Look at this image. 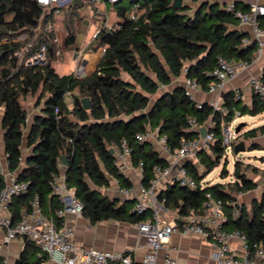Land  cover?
I'll use <instances>...</instances> for the list:
<instances>
[{
  "label": "trees",
  "instance_id": "16d2710c",
  "mask_svg": "<svg viewBox=\"0 0 264 264\" xmlns=\"http://www.w3.org/2000/svg\"><path fill=\"white\" fill-rule=\"evenodd\" d=\"M173 1L141 0L135 11L131 3L114 6L118 28L102 29L94 41L95 49H105L96 70L83 79H75L71 74L59 76L52 67L58 50L52 41L54 33L44 35V38L41 34L37 39V44H47L45 65L19 67L13 72L17 61L11 56L24 45L15 39L20 35L33 39L41 9L32 0H0L2 148L8 172L17 181L27 184V192L16 197L11 204L14 217L37 195L44 214L59 222L56 211L60 206L52 195L51 180L62 171L66 185L73 189L75 198L82 205V216L90 224L108 220L137 224L146 219L147 215L131 211V202L101 192L109 187V177L116 179L121 188L132 187L127 174L113 166L110 150L125 141L131 150V166L142 164L141 185L149 187L154 168L163 167L167 162L150 142H136L135 135L147 127L157 129L166 137L169 149L174 151L181 140L197 138L196 131L187 128L188 118H195L200 125H205L212 116L206 103L202 109H197L182 86L158 93L160 88L168 87L173 79L184 76L206 90L212 82L209 73L219 58L250 61L255 49L253 44L242 46L248 35L236 29L238 21L225 10V5L208 0H182V7L174 9ZM236 6L247 10L243 3L236 2ZM77 9L76 5L65 14L66 47L75 39ZM72 22L73 28L70 27ZM261 79L264 82V67ZM36 93L39 111L29 127L28 153L22 160V132L26 127L27 113L20 98ZM66 93L71 96L70 108L64 103ZM156 94L150 104V96ZM82 98L89 99V110L82 108ZM222 105L227 110L226 121H231L236 111L241 116L247 110L240 105V99H236L233 91L223 96ZM248 111L250 115L262 113L264 103L254 95ZM212 118L216 122L214 142L208 151L197 154L198 164H185L196 187L190 189L172 183L158 195V199L178 220L201 210L204 195L209 192L223 202L227 215L223 227L244 235L250 250L258 245L264 247V197L253 203L248 211L237 205L233 195L244 194L256 187L252 179L240 172L239 161L234 165L232 182L200 185L201 180L219 165L225 151L219 129L221 117L215 113ZM260 135H264V125L244 132L241 128L233 147L248 139L251 141L249 151L261 150L262 147L254 141ZM62 157L65 165L60 169L58 160L62 162ZM262 174L264 178V171ZM227 175L223 166L221 178ZM4 186V179L0 177V190ZM233 211L236 215H232ZM31 257L35 258L34 261ZM43 258L36 247L24 240V248L15 264H39Z\"/></svg>",
  "mask_w": 264,
  "mask_h": 264
},
{
  "label": "built area",
  "instance_id": "2783aa9c",
  "mask_svg": "<svg viewBox=\"0 0 264 264\" xmlns=\"http://www.w3.org/2000/svg\"><path fill=\"white\" fill-rule=\"evenodd\" d=\"M32 1L41 9V14L38 25L33 31V39L28 40L27 35H20L15 39L23 42L24 45L15 50L11 56L17 61L13 72L19 67L43 66L47 63V44L44 42L37 44V39L41 38V34H43L42 38H44V35L55 33L52 17L54 10L58 11V9L64 8L69 11L77 5L78 13L80 10L89 11V23L95 25L90 42L73 54L76 66L71 75L75 79L85 78L88 72L85 65L84 50L96 40L102 29L111 31L118 28L117 23L113 26L108 25L107 6L114 7L122 0ZM224 1H226L224 4L225 10L233 14L239 26L245 25L251 29V36L242 41V46L253 44L255 49L250 61H228L219 58L217 64L209 73L212 82L206 89L208 93L221 91L226 81L246 70L249 64L261 55L264 46V23L262 24L264 3L261 0H242L247 6V10L243 11L236 6V0ZM138 2L139 0H129V3L133 6V11L137 9ZM131 17L133 18V16ZM52 41L57 44V36H54ZM97 51L101 56L105 53L103 47L97 48ZM56 56H60L59 50H57ZM247 87L259 101L264 103V82L261 77L251 78ZM183 88L188 98L193 101L191 92L198 89L199 86L194 81L186 79ZM233 92L236 99H239L240 91L236 89ZM64 103L67 107H71L72 101L69 93L65 94ZM194 103L197 109L203 108L204 103ZM207 105L212 110V116L205 125H200L195 118L187 119L188 130L196 131L197 138L181 140L179 147L174 151L169 149L166 137L160 135L157 129L147 127L144 131L135 135L134 139L136 142H150L155 145V150L167 162L163 167L154 168V178L149 187L141 185L142 164L139 163L137 167L131 166V150L125 141L122 140L119 147H116L112 152L113 166L119 172L127 174L128 170L135 168L139 174L140 185L136 195H134V188H121L116 179L112 177L111 179L115 190L121 195L125 197L135 196L131 211L138 215H147L144 221L136 224L138 232L145 238L146 245L150 250V253L145 256L141 264H156L157 252L164 249L173 234L196 235L207 239L212 249L211 258L214 264H264V247L258 245L253 250H250L244 235L236 230H226L223 227L227 222L223 202L209 192L205 193L202 208L198 212H191L178 220L176 217L171 220L162 218V213H166L167 210L158 199V194L155 190L157 183L162 179L169 178L170 184L176 183L181 187L190 189L196 187V182L188 174L185 164L188 162L195 165L198 164L197 154L203 150L208 151L209 146L214 142L213 129L216 122L212 117L215 113L221 117L219 129L222 146L224 149L230 147L231 151H233L234 137L237 133H234L232 127L234 119L239 117L240 113L236 111L233 119L226 121L227 110L222 105V99H216L207 103ZM202 127L207 131L205 137H201L199 134V129ZM58 166L60 169L62 168L61 160H58ZM174 170L175 175L172 176V171ZM0 177L5 182L4 188L0 190V230L4 231L0 250L4 244L10 243L17 238H22L29 241L44 256L39 264H133L130 252L98 251L76 246L73 240V228L66 223L65 216L81 217L82 205L75 198L73 189L66 185L62 171L51 180L52 195L56 197L60 206L56 211V216L60 219L59 222L44 214L37 195L30 199L28 207L23 208L19 215L14 217L11 211V204L16 197L22 196L27 192V184L17 181L15 176L8 172L5 155L4 163H0ZM205 184L207 182H205L204 178L201 180L200 185L203 187ZM232 215H236L235 211H233ZM233 241L239 242V252L232 248L231 243ZM162 264H176V260L166 253Z\"/></svg>",
  "mask_w": 264,
  "mask_h": 264
},
{
  "label": "crops",
  "instance_id": "0c3cea01",
  "mask_svg": "<svg viewBox=\"0 0 264 264\" xmlns=\"http://www.w3.org/2000/svg\"><path fill=\"white\" fill-rule=\"evenodd\" d=\"M210 2L216 1L223 6L226 1L224 0H208ZM264 3V0H261ZM236 2L243 3L242 0H236ZM244 4V3H243ZM112 13L115 11L111 10ZM116 21L115 23H117ZM92 24L90 23V26ZM236 29L246 33L249 38L251 36V29L248 26H239L237 25ZM92 30V29H91ZM92 33L94 31H91ZM91 33V35H92ZM91 40V38H90ZM79 42L77 40V36L75 35L74 42L71 46L66 47L64 44L65 41V34L63 37V46L65 49L59 50L60 56H56V60L52 63V67L56 74L59 76H63V68L57 71L55 70V66L61 65L65 66L67 63L72 64L70 71L67 75L72 74L76 66V61L73 59V54L78 49H81L90 42ZM264 41V38H263ZM93 43V42H92ZM91 45L87 46L84 50L85 53V65L88 72V75L92 74L100 61L101 55L95 49L94 51H87ZM59 44V43H58ZM254 53V52H253ZM63 54V55H62ZM264 67V46L262 49L261 55L253 62H251L246 70L239 73L234 78L226 81L223 88L219 92L215 93H208L206 90H202L200 87L196 90L191 92L193 101L194 102H201V103H209L215 101L216 99H222L223 96L228 91H235L236 89L239 90V99L240 105L245 106L247 110L245 113L249 114V109L252 107V101L254 99V95L250 92L247 87L249 80L253 77H261L262 69ZM186 78L181 76L177 79H173L172 83L165 90H170L174 86H182ZM161 89V88H160ZM39 108L36 107V100H34L32 108L30 110V114H27L26 118V127L23 129L25 131V137L23 141V132H22V160H24L25 156L28 153V149L26 148V138L28 136L29 127L32 124L34 116L38 113ZM252 118H259L264 120V112L259 113L257 115H251ZM240 117V116H239ZM1 119V115H0ZM242 125V132L247 131L249 129L258 127L254 124L248 126L246 123L240 124ZM261 126V125H259ZM2 131L0 127V163H4V152L2 148V141H1ZM257 144H259L264 150V135L258 136L254 140ZM251 142V141H250ZM175 175V170L172 171V176ZM127 176L132 184V188H134V195L137 194V189L140 185L139 174L135 168H131L127 172ZM252 179V177H249ZM255 184L257 182L252 179ZM110 185L108 188H105L106 191L104 194L109 196V192H113L114 194H110V197H117L122 201H129L133 200L131 203L134 205L135 196L125 197L117 192L112 184V179L109 177ZM170 184L169 178H165L160 180L156 185V193L159 195L166 187ZM262 186V187H260ZM257 185L255 189L252 191L246 192L244 194H237L238 196H247L248 193L254 192L255 190H259V201L264 195L263 187L264 185ZM110 188L112 190L110 191ZM251 197V202H252ZM237 199V198H236ZM245 199V198H244ZM237 203V201H236ZM132 205V206H133ZM239 206L247 205L246 202L242 201ZM164 218V217H162ZM174 218V217H173ZM166 220H171L167 219ZM65 221L68 225L73 228V240L77 247L85 248V249H94L98 251H109V252H117V253H124L130 252L132 256L133 264H141L143 259L147 254L150 253L149 248L146 245L145 238L138 232L136 228V224H129L126 222H119V221H102L95 224H90L89 221L81 217H75L73 215H66ZM4 237V231L0 230V243L2 242ZM232 248L239 252L240 244L238 241H233L231 243ZM24 248V240L22 238H17L16 240L4 244L2 249L0 250V258L2 260V264H15L18 256L20 255L21 251ZM168 253L170 254L175 260L176 264H214L211 253L212 249L207 239L196 236V235H180V234H173L170 236L168 243L165 245L164 249L160 250L156 254V264H162L164 255Z\"/></svg>",
  "mask_w": 264,
  "mask_h": 264
},
{
  "label": "rangeland",
  "instance_id": "374dc122",
  "mask_svg": "<svg viewBox=\"0 0 264 264\" xmlns=\"http://www.w3.org/2000/svg\"><path fill=\"white\" fill-rule=\"evenodd\" d=\"M141 1V0H139ZM129 4V0H122L120 3H118L119 7H123ZM112 7L107 6V12H108V25L113 26L116 21H118L116 13L111 12ZM114 10V9H113ZM88 10H80L78 20L76 21V32L75 35L77 36V40L79 42H86L89 41L91 38V31L95 30V25H91L89 23L88 18ZM65 14L66 10L64 8L58 9V11H53V21L55 26V33L54 35L57 36L58 42H57V48L58 50L67 49L63 46V37L65 34L64 29V22H65ZM87 15V16H85ZM73 22L71 23V28H73ZM92 29V30H91ZM59 43V44H58ZM96 47V43L93 42L92 46L88 48L87 51H94ZM63 55V54H62ZM72 64H66L65 66L57 65L55 66V70L59 71L61 68H63V74L67 75L70 71ZM163 89L161 88L158 93L162 92ZM156 95L150 96V104H152L156 98ZM34 100H37V93L34 95H27L26 97L20 98V104L24 108L27 114H30V110L32 108ZM264 118V117H263ZM242 123H246L248 126L251 124H254L255 126L264 125V120L259 118H252V116L248 113H245L241 115L240 117H237L234 119L232 130L235 133V129ZM236 134V133H235ZM238 134V133H237ZM237 134L234 138L237 137ZM25 137V131L23 132V141ZM243 143L245 146V150L243 152H240L238 154L231 151L230 147H226L224 157L220 161L219 165L214 168L206 177L205 182L208 184H214L217 182L220 183H227L233 181V171H234V165L237 163L236 161H239V170L242 173H245L248 177H252L257 182V185H264V178H263V171H264V150H255V151H249L248 146L250 144V141L248 139H243ZM155 147V145H153ZM226 160V162H225ZM223 166H225L227 170V176L226 178H221V170L223 169ZM127 173V172H126ZM113 185V183L111 184ZM256 185V186H257ZM262 187V186H260ZM112 188H110V191ZM227 190L231 191L229 187H227ZM264 190V187H263ZM102 193H105L106 191L104 189H101ZM110 194H114L113 192H109ZM235 196L236 201L238 204H241L242 201L246 202L247 205H243L248 211L251 209V206L253 203L259 202V190H255L254 192H250L247 194V196H238L237 193L233 194ZM251 197L252 202H251ZM264 197V195H263ZM245 198V199H244ZM162 217L167 219H173L175 217V214L173 212L167 211L166 213H162ZM34 257H31V261H34Z\"/></svg>",
  "mask_w": 264,
  "mask_h": 264
},
{
  "label": "water",
  "instance_id": "95a60500",
  "mask_svg": "<svg viewBox=\"0 0 264 264\" xmlns=\"http://www.w3.org/2000/svg\"><path fill=\"white\" fill-rule=\"evenodd\" d=\"M174 9H180L182 7V0H174L173 4H172ZM81 105L82 108L84 110H89L90 109V102L88 98H82L81 99ZM242 128V125H239L236 129H235V133H239L240 129ZM199 134L201 137H205V135L207 134V131L205 128H200L199 129ZM245 150V146L243 142H240L239 144L235 145L233 147V151L234 153L238 154L240 152H243ZM113 151L110 150V153H112ZM62 164L65 165V158L62 157ZM133 200H131L132 202Z\"/></svg>",
  "mask_w": 264,
  "mask_h": 264
}]
</instances>
